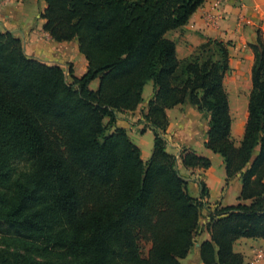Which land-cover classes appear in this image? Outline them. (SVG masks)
I'll return each instance as SVG.
<instances>
[{
	"label": "trees",
	"instance_id": "trees-1",
	"mask_svg": "<svg viewBox=\"0 0 264 264\" xmlns=\"http://www.w3.org/2000/svg\"><path fill=\"white\" fill-rule=\"evenodd\" d=\"M204 1L44 0L42 29L56 42L76 39L87 61L81 76L68 71L70 82L61 66L30 57L0 31V264H179L203 203L188 193L177 160L210 165L187 148L178 156L165 149L166 109L184 102L208 115L204 146L223 158L225 185L241 181L236 204L207 210L201 261L245 264L234 241L264 240V40L257 30L250 44L247 118L235 144L223 83L228 44L209 38L180 59L167 37ZM148 81L143 116L155 133L144 162L115 122L136 109Z\"/></svg>",
	"mask_w": 264,
	"mask_h": 264
},
{
	"label": "crops",
	"instance_id": "crops-1",
	"mask_svg": "<svg viewBox=\"0 0 264 264\" xmlns=\"http://www.w3.org/2000/svg\"><path fill=\"white\" fill-rule=\"evenodd\" d=\"M27 0L15 2L13 0H4L0 3V21L3 26L0 31H9L18 37L27 51L26 53L43 63L57 64L51 59L55 55L67 59L72 63V73L74 76H81L87 70V61L78 51L76 39L70 41L56 42L47 32L42 29L44 19L37 17L35 27H31V19L37 14V11L29 7ZM37 3L38 0H31ZM42 1V9L45 7ZM40 11V12H41ZM30 12H33L30 16ZM247 22V23H246ZM249 22V23H248ZM260 28L264 39V0H205L189 17L187 23L181 28L167 32V37L176 43V55L183 58L189 55L198 44L203 41L204 37H212L220 40L235 39L238 46L245 53L246 62L244 65L245 72H250L253 62V56L249 48L245 50L247 43L256 41V30ZM70 46V49H67ZM245 50V51H244ZM241 67V66H240ZM250 70V71H249ZM244 73V72H243ZM97 87L98 79L89 83ZM149 83L152 84L151 91L144 99V92ZM224 87L228 95L229 113L231 116V133H235L242 138L244 124L247 118V102L251 89V80L235 78L229 84L225 82ZM95 87V88H96ZM94 88V89H95ZM153 94V83L148 81L142 91V101L134 110H128L117 113L115 126L126 129L127 134L132 141L139 147L141 159L145 162L151 155L152 140L148 141L137 139L132 120L124 118L126 113L130 114L129 118L139 119L140 115L146 112L147 102ZM236 104H241L237 110ZM168 118L167 132L171 136V147L169 152L179 155L181 147L185 146L188 151H193L199 156L209 159L210 165L207 168L202 167H185L180 158L177 160L179 173L186 181L188 193L198 198L203 203L201 208V217L207 215L208 209L215 206L236 204L241 189L240 176L235 175L226 182V174L223 158L212 150L204 146L205 136H200L202 129L198 119L202 115L189 102L177 104L172 108L166 109ZM204 120V118H203ZM135 126V125H134ZM137 127V126H136ZM206 130V129H205ZM150 131L147 129L143 136ZM206 187L207 195L201 198V184ZM242 203L248 204L249 199L242 200ZM201 229L198 234V241L191 246L187 255L180 259L179 264H203L200 258L199 247L202 241L209 240L210 234L206 227L202 229L203 220H200ZM233 250L243 255L244 263L248 264L255 253L261 252V258L255 264H264V240L261 238L241 237L234 241Z\"/></svg>",
	"mask_w": 264,
	"mask_h": 264
},
{
	"label": "rangeland",
	"instance_id": "rangeland-1",
	"mask_svg": "<svg viewBox=\"0 0 264 264\" xmlns=\"http://www.w3.org/2000/svg\"><path fill=\"white\" fill-rule=\"evenodd\" d=\"M1 1H4V0H0V3H1ZM13 1H15V2H20L21 0H13ZM25 3H27L28 4V6L29 7H33L34 8V10L35 11H37V15L34 17V18H32L31 19V27H35L36 26V22H37V17H38V14L40 13V11H41V9H42V1L41 0H38L37 1V3H33V1H31V0H27V1H25ZM31 14H33V12H30V16H31ZM0 21L1 22H4L3 21V19L1 18L0 19ZM247 23V22H246ZM249 23V22H248ZM3 25V24H2ZM1 24H0V28H2L3 26H2ZM257 30H259L260 31V33H261V36H262V31H261V29L260 28H258ZM257 30H256V32H257ZM209 38H211V39H216V38H212V37H204L203 38V41L200 43V44H198L197 46H196V48L195 49H193V51L190 53V54H192V53H194L195 51H196V49L197 48H199V46L201 45V44H203V43H205V42H207V40L209 39ZM263 38V37H262ZM216 40H220V39H216ZM264 40V39H263ZM221 41H223V42H226L227 44H228V51H229V60H228V65H229V70L227 71V73H226V75H225V82H226V84L228 83H230V82H232V80L233 79H235V78H241V79H243V80H249V82H250V72H245V70H244V65H245V62H246V57H245V53L243 54V52L241 51V47H239L238 46V41L237 40H235V39H229V40H226V41H224V40H221ZM250 44H252V43H247V46H246V48H245V50H247V48H249L250 49V51H251V54H252V56L254 57V55H253V51H252V49H251V47H250ZM71 47L70 46H68V48L67 49H70ZM23 49H24V47H23ZM244 50V51H245ZM24 51H25V49H24ZM25 52H27V51H25ZM27 54V53H26ZM189 54V55H190ZM189 55H187V56H185V57H183V58H186V57H188ZM203 56H206V53L205 54H203ZM31 57V56H30ZM183 58H180V59H183ZM253 59V58H252ZM52 61H54L55 63H62V68H63V70L65 71V73H66V77H67V81H71V79H70V76H69V74H68V71L69 70H71L72 68H71V66H72V63H71V61H67V59H65V58H62V57H59V55L57 56V55H55L54 56V58H52L51 59ZM46 64V63H45ZM252 64H253V62H252ZM48 65H54V64H48ZM241 66V67H240ZM251 67H252V65H251ZM251 67H250V69H251ZM250 71V70H249ZM244 72V73H243ZM151 86H152V84L151 83H149V85L147 86V88L145 89V92H144V99H146V96L148 95V93L151 91ZM96 86H95V84L93 83L92 85H91V89H94ZM192 105V104H191ZM240 105L241 104H236V107H237V110H239V107H240ZM194 106V105H193ZM195 107V106H194ZM195 109L202 115V117L204 118V120H203V118H201V119H198V121L200 122V123H202V125H201V127H202V129H201V131H200V136H205L206 137V132H207V129H208V127H209V124H208V115L204 112V111H201V110H199V109H197L196 107H195ZM146 111H147V107H146ZM144 114V113H143ZM143 114L142 115H140V117H139V119H133V117H132V119L131 118H129V117H131V116H129L130 114H128V113H126L125 115H124V118H126L127 120H132L131 122H133V127H135L134 128V130H132V129H130V128H127V130L128 131H133L134 132V134H135V136H136V138L137 139H140L141 138V140H145V141H148L149 143L151 142V140H152V145H153V138H154V130L153 129H151V128H149L147 125H146V121L144 120V116H143ZM107 121V119L105 118V122ZM135 125V126H134ZM137 126V127H136ZM143 128H145V130L144 131H142V129ZM114 129V127H109L108 128V131H112ZM147 129H149L150 131H148L144 136H143V133L147 130ZM206 129V130H205ZM126 130V129H125ZM159 134H160V136H161V138L163 139V141H164V143H165V149L169 152V150H170V147H171V136H170V134H169V132H167V128H166V130L164 131V132H161V131H159ZM128 135V134H127ZM129 136V135H128ZM129 138L131 139V137L129 136ZM231 138H232V140L234 141V143L235 144H238L239 142H240V140H241V137H239V136H237L235 133H231ZM131 141H132V139H131ZM133 142V141H132ZM134 143V142H133ZM182 148H186L185 146H182L181 147V149ZM170 153V152H169ZM173 154V153H172ZM202 216V215H201ZM200 220H203V224H202V229L204 228V227H206V224H207V222H208V216L206 215L205 216V218L204 217H201L200 218ZM201 229V227L197 230V233H196V235H195V237H194V243H193V245L192 246H194V244H195V242H197L198 240V234H199V230ZM148 247H149V243H147V242H144V241H142L141 242V249H142V253L144 254V255H146V253H147V250H148ZM261 252L259 251H257L256 253H255V255H254V257L252 258V260L248 263V264H255L256 262H258V260L261 258Z\"/></svg>",
	"mask_w": 264,
	"mask_h": 264
}]
</instances>
